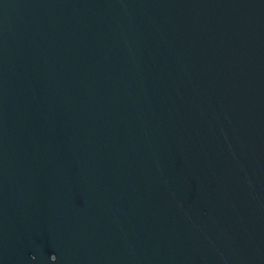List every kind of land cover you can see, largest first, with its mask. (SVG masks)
<instances>
[{
  "label": "water",
  "instance_id": "obj_1",
  "mask_svg": "<svg viewBox=\"0 0 264 264\" xmlns=\"http://www.w3.org/2000/svg\"><path fill=\"white\" fill-rule=\"evenodd\" d=\"M0 264H264V0H0Z\"/></svg>",
  "mask_w": 264,
  "mask_h": 264
}]
</instances>
